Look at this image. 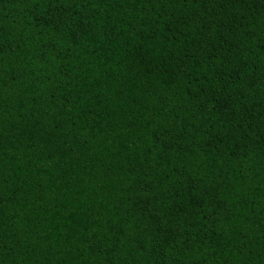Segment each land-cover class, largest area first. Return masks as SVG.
Returning a JSON list of instances; mask_svg holds the SVG:
<instances>
[{
  "label": "trees",
  "instance_id": "1",
  "mask_svg": "<svg viewBox=\"0 0 264 264\" xmlns=\"http://www.w3.org/2000/svg\"><path fill=\"white\" fill-rule=\"evenodd\" d=\"M0 264H264V0H0Z\"/></svg>",
  "mask_w": 264,
  "mask_h": 264
}]
</instances>
